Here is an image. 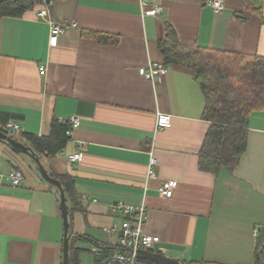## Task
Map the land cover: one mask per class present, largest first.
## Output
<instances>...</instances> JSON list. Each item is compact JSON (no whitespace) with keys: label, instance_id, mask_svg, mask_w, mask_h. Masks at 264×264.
Wrapping results in <instances>:
<instances>
[{"label":"crops","instance_id":"1","mask_svg":"<svg viewBox=\"0 0 264 264\" xmlns=\"http://www.w3.org/2000/svg\"><path fill=\"white\" fill-rule=\"evenodd\" d=\"M143 1L52 0L45 19L40 8L1 17L0 127L14 123L20 135L50 137L54 120L79 117L64 148L41 158L50 175L73 183L80 200L70 220V248L81 249L80 264L93 243L116 248L117 236L105 228L124 216L113 205L136 206L143 195V230L154 251L184 264H256L264 229V110L250 115L239 163L205 171L199 152L210 123L193 73L167 64L153 82L139 69L164 62L159 43L167 24L184 45L264 57V0H224L218 12L210 0ZM154 5L161 13L145 16ZM48 19L66 25L53 47ZM159 113L171 116L170 127L156 128ZM82 145V160L72 163L69 155ZM150 150L158 177L147 181ZM16 169L24 175L18 186L11 181ZM168 180L178 186L163 198L158 189ZM63 241L58 190L33 159L0 142V264H62ZM91 254L86 264H95Z\"/></svg>","mask_w":264,"mask_h":264},{"label":"trees","instance_id":"2","mask_svg":"<svg viewBox=\"0 0 264 264\" xmlns=\"http://www.w3.org/2000/svg\"><path fill=\"white\" fill-rule=\"evenodd\" d=\"M44 6V0H6L0 5V18L19 17L28 10ZM159 45L164 63L190 70L204 96V118L210 126L199 152L201 169L209 172H217L222 167L232 170L246 149L250 115L264 110V57L184 45L169 24ZM69 127V123L54 120L50 137L13 134L6 126L0 127V130L30 146L42 161L43 155L50 156L64 148L69 139L66 134ZM0 142L4 141L0 139ZM52 176L62 183L67 202L70 200L73 203V207L69 208L71 220L73 212L81 208L73 183ZM93 244L101 251V255L93 253L95 264H104L114 248L107 244ZM80 253L81 249L70 248V264H80ZM256 262L264 264V229L260 230L257 240Z\"/></svg>","mask_w":264,"mask_h":264},{"label":"built area","instance_id":"3","mask_svg":"<svg viewBox=\"0 0 264 264\" xmlns=\"http://www.w3.org/2000/svg\"><path fill=\"white\" fill-rule=\"evenodd\" d=\"M142 5L145 2L141 0ZM45 6L38 12V17L45 19L49 15L47 5L52 3V0L47 2L44 0ZM209 4L214 8L216 12L221 11L224 8V0H210ZM162 8L158 5H154L149 10H144L145 16H156L161 13ZM50 25V46H56L59 40V36L66 31V25L55 22L48 19ZM167 70V64L164 62L150 61L146 66L139 69V74L153 82H159L162 75ZM40 73H45V68H40ZM70 127L67 129L66 134L70 138L73 131L80 126V119L77 116H71L69 118ZM171 126V116L167 114H158L156 128L164 129ZM6 128L9 133L19 134L22 129L20 125L14 123H8ZM84 145L75 149L70 155L69 160L72 163H78L82 160L83 152L81 151ZM158 158L154 154L153 150H150V158L147 166L146 180L155 179L158 177ZM24 178L23 172L20 169H16L11 175L12 184L15 186L20 185ZM178 186L176 180L164 181L158 189L159 195L163 198H171L175 189ZM84 198V195L82 196ZM113 210L122 213L124 216L121 223L113 222L105 228L108 235H116L118 238L116 248L109 254L104 264H141L138 257V251L141 249L153 250L154 239L145 234L143 227L147 220V210L145 204V195L142 197V201L139 205H130L122 200L117 201L113 205ZM259 229H254V234H258ZM90 251L95 255H101L99 247L95 244L90 246Z\"/></svg>","mask_w":264,"mask_h":264},{"label":"water","instance_id":"4","mask_svg":"<svg viewBox=\"0 0 264 264\" xmlns=\"http://www.w3.org/2000/svg\"><path fill=\"white\" fill-rule=\"evenodd\" d=\"M6 0H0V5ZM49 2V0H46ZM0 139L6 142L13 150L25 154L33 159L36 163V168L41 177L50 185L57 188L59 192L60 209L62 211V217L64 221V241H63V260L62 264H70V215L69 208L66 199V193L60 180L54 178L43 165L41 159L36 155L30 146L17 141L9 134L0 130ZM138 257L140 259L149 260L156 264H184L176 258L168 257L163 253L141 249L138 251Z\"/></svg>","mask_w":264,"mask_h":264},{"label":"rangeland","instance_id":"5","mask_svg":"<svg viewBox=\"0 0 264 264\" xmlns=\"http://www.w3.org/2000/svg\"><path fill=\"white\" fill-rule=\"evenodd\" d=\"M86 246H87V245H86ZM86 246H85V247H86ZM86 248H87V247H86ZM86 255H90L91 257H93L91 253L84 252L83 255H82V258H83V264H86V263L88 262V260L85 258Z\"/></svg>","mask_w":264,"mask_h":264}]
</instances>
